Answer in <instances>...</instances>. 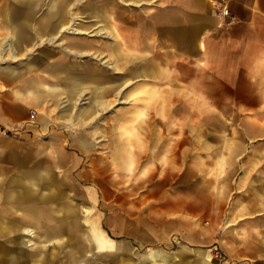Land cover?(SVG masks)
Segmentation results:
<instances>
[{"label": "crops", "instance_id": "0c3cea01", "mask_svg": "<svg viewBox=\"0 0 264 264\" xmlns=\"http://www.w3.org/2000/svg\"><path fill=\"white\" fill-rule=\"evenodd\" d=\"M114 1L139 6L143 3L142 0ZM152 1L154 0H149L150 3ZM187 1L186 12L189 15L187 34L185 36L184 32L180 31L175 38L172 31L171 45L177 44L179 54L185 55L188 60V70L192 74V78L188 81L198 93L196 96L212 99V104L225 108L221 110L222 112L234 111V113L252 115L251 120L228 123L231 127L226 125L225 129H235L236 137L234 139L228 137L224 152L209 156V161L219 163L218 176L226 180V194L231 195L232 199L226 204L225 209H220L218 215L210 217L209 226L204 227L203 232L213 235L210 237L213 241L218 238L219 241L234 242L226 254L229 259L234 257L235 262L232 264H264V0H222V6L228 8L229 14L225 19L231 21L229 25L223 27L218 26L223 19L213 11L209 0ZM1 2L9 3V0H1ZM58 2L61 3L60 0ZM81 11L78 16L92 18L88 25L90 31L98 27L95 18H107L112 15L107 10L93 8ZM67 17V9L61 7L53 10L47 8L25 11L1 6L0 25L7 30V35L0 40V49L5 51L7 47L3 46L4 43L11 41L13 45L10 47L17 48L21 55L22 51H27L26 45L31 42L33 36L40 37L46 34L47 37L48 35L51 37L50 40L56 36L61 37L68 26ZM51 19L57 20L51 21ZM105 21L106 28L113 25V23L109 24L108 19ZM107 31L112 33L109 28ZM138 37H142V32ZM39 40L31 43V46H38ZM88 43H67L60 40V44L64 45L62 49L71 51L78 61L69 65L63 62L51 64L48 72L55 83L26 80L19 89L11 78L1 81L4 88L0 89V127L16 129L22 139L14 141L8 136L9 139L0 136L1 155L12 170L8 176H0V208L42 210L48 221L54 220L55 224L62 223L60 225L63 226V239L67 233L65 222L67 219L64 218L66 211L75 212L80 209V204L72 203L62 195L61 190L66 187L64 178L66 181H69L68 176L73 180L77 179L78 185L82 186L91 184L108 188L109 184L113 183L110 174L114 169H120L121 165L130 168L131 163H138L141 159V151L131 150L126 139H123L122 146H116L112 134L114 114L110 120L112 124L107 123L108 140H112V149L106 151L105 158L87 157L90 152L93 153L92 139L103 129L100 124L97 126L89 124L92 116L100 115L103 110L110 109L115 99L116 84L122 82L124 89L132 80L129 72L130 61L124 62L126 59L123 58L122 65L125 70L116 74L112 66L114 48L106 47L105 61L111 62L112 65L104 68L92 60L93 55L83 54V52L94 54V50L98 48L93 42ZM153 52L154 50L151 52L152 55L145 56V53L138 49L139 55L136 59L140 81L143 79L147 81L153 76L156 83L163 80L159 79L160 75L167 78L172 71L173 52L165 54L166 64L159 61V52L155 51L154 54ZM95 54L99 55L100 52ZM48 56L49 53L43 51L38 57L16 58L14 62L23 63L21 67H13L10 64V67H7L5 63L4 68H0V72L8 77L21 78L29 75L34 62L44 61ZM5 60L7 59L2 57V61ZM146 93L147 91H144L145 95H141L140 98H147ZM22 96L27 97L34 104L41 105V108L48 112H55L57 119L63 125L53 126V122L38 118L26 107V103L18 100ZM121 96L126 97L125 90L122 91ZM154 98L158 101L153 109H150L154 112L161 111L162 103L167 99L163 100L158 89L154 92ZM223 99H230L226 102L231 104L224 103ZM100 102L105 104V109L99 110ZM79 105L83 106L79 107ZM146 106L145 104L144 109ZM30 114H33L32 119ZM125 114L127 112H123L122 124L127 123L125 121L129 118L128 116L125 119ZM86 128L90 130L88 129V132L81 130ZM38 137L44 139L43 142H37ZM30 139H35L36 142L31 143L28 141ZM108 145L110 146L109 143ZM154 145L160 146L161 149L151 150L150 157H155L162 151V144L156 142ZM83 154L86 156L83 157ZM80 166H87L88 170L79 174ZM56 172H61L64 178L59 176L54 178ZM82 175L84 178L81 177ZM83 193L80 203L95 200L93 190L88 188L83 190ZM98 213L101 227L96 219L92 217L90 219H94L96 226L111 236L110 238L107 236L109 240L118 241L107 227L103 230L105 226H102L104 223L100 211ZM223 216L226 218L225 226L219 224L216 219L219 217L221 222ZM76 218L80 222L84 219L80 220L78 215ZM187 226L188 230L195 229L196 224L188 222ZM21 227L23 224L20 220L10 214L0 213L1 258L6 259L16 252L20 255L22 250L19 252L18 247L23 246L24 243L20 242V245L10 253L7 248ZM33 227L38 226L33 225ZM58 241L60 242L61 238ZM26 250L30 251L28 247ZM160 251L172 255L174 264H213L208 252L194 250L185 245L169 253ZM191 252L197 257L189 258L188 253ZM43 255L47 256L46 252ZM61 261L58 264H65L63 256Z\"/></svg>", "mask_w": 264, "mask_h": 264}, {"label": "rangeland", "instance_id": "374dc122", "mask_svg": "<svg viewBox=\"0 0 264 264\" xmlns=\"http://www.w3.org/2000/svg\"><path fill=\"white\" fill-rule=\"evenodd\" d=\"M142 1L143 3L139 6L114 0H60L61 3L58 0H9V3L0 0V7L8 9L12 7L33 11L47 8L53 10L61 7V9L66 8L68 14V28L62 32L61 37L56 36L50 40L51 37L49 35L47 37L46 34H42L40 37L33 36L34 39L32 38L31 42L26 45L27 51H22L21 55L17 48L10 47L13 45L11 41L7 42L10 46L5 51L0 49V68H4L3 64L5 63L7 67L10 65L21 67L23 63H15L16 58L38 57L42 55L43 51L49 53L44 61L34 62L30 73L28 72L29 75L24 77L15 79L0 72V89L4 88L1 81L6 78L7 80L11 78L19 89L26 80H34L38 83H55L48 72V67L51 64L63 62L69 65L78 61L71 51L68 52V49L65 50L66 48L62 49L64 45L60 44V40L67 43L89 42L88 44H91L93 42V45L98 47L94 52H100V54H87V52H83V54L93 55L91 56L92 60L104 68L107 65H112L111 62L105 61L106 47L114 48L112 66H114L115 73H123L125 69L122 61L125 58L124 62H131L129 72L132 75V80L130 85L124 89L122 82L116 84L113 105L110 106V109L103 110L100 115L92 116L89 124L92 126L100 124L103 129L92 139L93 153L90 152L87 157L105 158L106 151L112 149V140H108L107 123L112 124L110 120L114 114L115 123L113 124V133H111L116 146H122L123 139H126L131 150L141 151V159L138 163H131L130 168L121 165V170L114 169L110 174L113 183L109 184L108 188L103 185H78L77 179L73 180L68 176L69 181H66L61 172L54 173V178L56 176L64 178L66 187L64 186L61 190L64 198L72 203L80 204V209L76 210L73 216L78 215L81 220L90 215L98 221L101 227L98 213L100 211L104 223L102 226H105L103 228L107 227L114 234L116 240L134 246V252L142 253L147 250L159 249V251L169 253L180 249L181 245H185L194 250L200 249L208 252L212 257L213 264H232L235 262L234 257L229 259L226 254L234 242L219 241L218 238L213 241L210 238L213 235L203 232L204 227L209 226L210 217L218 215L220 209H225L226 204L232 199L231 195L226 194V180L220 179L218 176L219 163L209 161V156L224 152L225 141H228V137L233 139L236 137L237 131L225 129L226 125L231 127L230 123L251 120L252 115L234 113L231 107L232 112H222L221 110H225V108L212 104V99L196 96L198 93L193 90L192 83L188 81L192 78V74L188 70V60L184 57L185 55L179 54L177 44L171 45L172 31L175 38L180 31L184 32L185 36L187 34L188 1L154 0L151 3L149 0ZM209 3L215 13L224 8L222 0H209ZM92 8L107 10L112 15L107 18H95L98 21V27L90 31L88 25L92 18L80 17L78 14L82 12V9ZM105 19L110 21V25L113 23V27H108L112 33L107 31ZM53 20L57 19H51V21ZM182 22L184 23L182 24ZM36 30L35 32L38 33ZM141 32L142 37L139 38ZM6 35L7 30L0 25V40ZM42 38L43 41H41ZM37 40L40 41V44L32 47L31 43L33 44ZM138 49L145 53V56L152 55L153 50L159 52V61L164 64L167 62L165 54L173 52L172 71L169 76L164 78L165 76L160 75L159 79L163 80L156 81V83L153 76H150L152 78L147 81L144 79L140 81L138 60L136 59L139 55ZM2 57L7 60L2 61ZM87 59L90 60L89 57ZM156 89L161 92L163 100L167 99L164 100L167 101L166 104L159 99L162 108L158 112L150 109H153L158 101L154 98ZM123 90H125V98L121 96ZM144 91H147V98H140L141 95H145ZM169 98L170 101H168ZM18 100L21 103H26V107L31 109L38 118L53 122V126L63 125L57 119L55 112L42 109L41 105L34 104L25 96L19 97ZM223 100L224 103L231 104V102H226L230 99ZM145 104L147 106L144 109ZM81 106L83 105H79V107ZM101 109H105V104L102 102L99 103V110ZM95 112L97 113L98 110ZM123 112H127L124 115L125 119L129 116L125 124H122ZM88 129L81 130L88 132ZM67 131L74 132L75 130ZM0 136L5 139L11 138L14 141L22 139L18 136L16 129L4 127H0ZM34 140L28 141L33 143L41 142L44 139L41 140L38 137L36 141ZM156 142L162 144V151L157 156L150 157L151 150L161 149L160 146L154 145ZM1 154L0 149V176H8L12 170L9 169L8 163L3 160ZM79 157L82 156L79 155ZM86 170H88L87 166H80L78 173L82 174ZM54 171L56 170L54 169ZM81 177L84 178L83 175ZM88 188L95 193V200L80 203L84 194L83 190ZM87 209L90 210L89 214ZM67 212L68 210L64 217L65 220L69 217ZM216 219L219 224L225 226L226 218L224 216L221 222L219 217ZM188 222L195 223V229L188 230ZM106 235L108 236L107 233ZM134 252L108 254V257H99L95 262L97 264H117L118 261H122L124 264H137L135 256H133ZM188 257L196 258L197 256L191 252L188 253ZM89 260L92 261L91 258Z\"/></svg>", "mask_w": 264, "mask_h": 264}, {"label": "bare ground", "instance_id": "6f19581e", "mask_svg": "<svg viewBox=\"0 0 264 264\" xmlns=\"http://www.w3.org/2000/svg\"><path fill=\"white\" fill-rule=\"evenodd\" d=\"M4 46L8 47L10 44L5 42ZM0 213L3 215L10 214L23 224L7 248L9 253L17 245H20V242L25 244V246L23 244V246L18 247L20 248L19 252L22 250L20 255L16 252L7 258L5 257L6 259L0 257V264H56L62 262V256L65 264H97L95 262L97 258L108 257V254L134 252L135 247L129 243L109 240L107 235L96 226L94 219H90V215L81 222L76 216L67 218L65 221L67 233L63 239V226L60 225L62 223L55 224L54 220L48 221L45 212L42 210L29 208L20 210L19 208L6 207L0 208ZM67 213L69 216L74 215L72 210ZM87 213H90L89 209ZM33 225L38 227L34 228ZM18 237L22 239L18 240ZM60 238L61 241L59 242ZM27 247L30 251L26 250ZM45 252L47 256L43 255ZM133 256H135L137 264H174L172 255H163L159 250H147L142 253L135 251ZM117 264L124 263L118 261Z\"/></svg>", "mask_w": 264, "mask_h": 264}, {"label": "built area", "instance_id": "2783aa9c", "mask_svg": "<svg viewBox=\"0 0 264 264\" xmlns=\"http://www.w3.org/2000/svg\"><path fill=\"white\" fill-rule=\"evenodd\" d=\"M218 15L221 16L223 19L222 22L218 25L219 27L227 26L231 23L230 19L226 20L225 18L229 17L228 10L224 7L219 12ZM33 115L30 114V118H32Z\"/></svg>", "mask_w": 264, "mask_h": 264}, {"label": "trees", "instance_id": "16d2710c", "mask_svg": "<svg viewBox=\"0 0 264 264\" xmlns=\"http://www.w3.org/2000/svg\"><path fill=\"white\" fill-rule=\"evenodd\" d=\"M104 229V228H103Z\"/></svg>", "mask_w": 264, "mask_h": 264}]
</instances>
